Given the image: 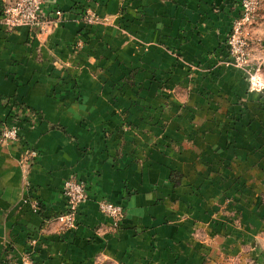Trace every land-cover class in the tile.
<instances>
[{"label":"crops","instance_id":"1","mask_svg":"<svg viewBox=\"0 0 264 264\" xmlns=\"http://www.w3.org/2000/svg\"><path fill=\"white\" fill-rule=\"evenodd\" d=\"M48 1L65 13L37 37L0 19V123L17 114L22 135L0 145V264H22L32 239L36 264H208L193 233L239 164L264 170V108L218 65L242 0ZM84 8L121 26L85 27ZM69 178L88 199L61 232ZM102 199L123 207L120 227Z\"/></svg>","mask_w":264,"mask_h":264},{"label":"rangeland","instance_id":"2","mask_svg":"<svg viewBox=\"0 0 264 264\" xmlns=\"http://www.w3.org/2000/svg\"><path fill=\"white\" fill-rule=\"evenodd\" d=\"M53 4L62 11L63 16L65 12L57 4ZM125 9L122 4L120 17L124 15ZM77 14L81 24L85 27L121 26L118 23L113 24L110 18L101 17L91 8H84ZM90 18L92 19L89 21ZM60 19L45 27L40 34ZM230 36L231 30L225 41V56L218 65L226 69L238 70L240 77L244 80L245 90L249 94L257 96L256 101L263 109L264 92H254L250 79L252 72L258 69L264 80V0L256 13L254 22L246 24L243 32L239 35V43H242L247 51L242 66L236 64L235 56L232 55L229 47ZM83 44V40L79 39L75 47L82 48ZM171 53L180 58L177 52L171 51ZM137 73V70L132 71L128 78L124 79L121 84H117L119 91H122L124 87L135 86ZM23 157H25V153H23ZM247 166L239 164V176L236 179L237 182L234 181L233 184L234 193L228 195L223 209L215 211L207 226L197 227L193 233V237L200 245L201 253L205 257V263L264 264V170L254 171L252 166L250 168ZM100 201L109 202L106 199Z\"/></svg>","mask_w":264,"mask_h":264},{"label":"built area","instance_id":"3","mask_svg":"<svg viewBox=\"0 0 264 264\" xmlns=\"http://www.w3.org/2000/svg\"><path fill=\"white\" fill-rule=\"evenodd\" d=\"M263 0H242L241 15L232 26L229 47L232 55L235 56L236 64L242 66L247 55L246 48L239 43V35L243 32L246 24L254 22L256 13ZM62 17V11L57 9L53 2L48 0H13L10 4L3 7L0 16L1 23L8 31H15L21 27H27L31 33L36 36L40 34L45 27ZM92 18L89 19V21ZM251 88L254 92H264V80L256 69L252 72L250 79ZM14 121L10 124H0V145H7L12 142H18L21 138V127L18 124V115L12 114ZM25 161H32L38 157V152L34 149L25 150ZM66 203V209L60 213L52 224H58L61 232L74 230L78 223V213L81 205L87 200V187L83 181L75 178H69L65 181L62 190ZM99 211L107 216L113 222L114 227L121 226L125 219V213L122 206L107 201L98 203ZM38 205L35 204V210ZM30 242L29 251L25 254L22 264H36L33 260V254L38 243L35 239Z\"/></svg>","mask_w":264,"mask_h":264},{"label":"trees","instance_id":"4","mask_svg":"<svg viewBox=\"0 0 264 264\" xmlns=\"http://www.w3.org/2000/svg\"><path fill=\"white\" fill-rule=\"evenodd\" d=\"M0 124H2V123H0Z\"/></svg>","mask_w":264,"mask_h":264}]
</instances>
